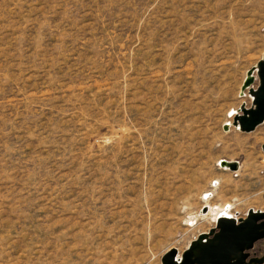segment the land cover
<instances>
[{
    "label": "rangeland",
    "instance_id": "rangeland-1",
    "mask_svg": "<svg viewBox=\"0 0 264 264\" xmlns=\"http://www.w3.org/2000/svg\"><path fill=\"white\" fill-rule=\"evenodd\" d=\"M263 52L264 0H0V264H161L264 210Z\"/></svg>",
    "mask_w": 264,
    "mask_h": 264
},
{
    "label": "water",
    "instance_id": "water-1",
    "mask_svg": "<svg viewBox=\"0 0 264 264\" xmlns=\"http://www.w3.org/2000/svg\"><path fill=\"white\" fill-rule=\"evenodd\" d=\"M258 85L250 89L252 106L240 107L239 113L233 116L232 124L241 131H251L264 120V52L257 62ZM253 78H246L244 84H249ZM264 152V144L262 145ZM229 164L233 170V163ZM208 238H207V235ZM264 238V210L250 211L244 218H219L216 227L207 233H200L176 259L177 250L171 248L161 257V264H262L264 255L249 257L253 244Z\"/></svg>",
    "mask_w": 264,
    "mask_h": 264
},
{
    "label": "bare ground",
    "instance_id": "bare-ground-1",
    "mask_svg": "<svg viewBox=\"0 0 264 264\" xmlns=\"http://www.w3.org/2000/svg\"><path fill=\"white\" fill-rule=\"evenodd\" d=\"M261 58H262V56H261ZM257 70V66L256 65H254V67L250 70V71H248L247 72V74H246V76H247V78H253V76H252V73L254 72V71H256ZM254 91V90H253ZM253 91L251 92V93H249V96L252 98V96H253ZM236 111H234V112H231L230 113V115L232 116L234 113H235ZM230 125V123H226V124H224V129L225 130H227V128H228V126ZM237 129H239V127H238V125H237ZM221 163V161H219V164ZM227 209H224V211H226ZM252 211H250V213H251ZM219 218H232V217H230V216H228V215H226V214H218L217 216H216V218H215V221H217ZM207 233V232H206ZM207 235V234H206ZM207 238H208V235H207ZM178 258H180V255L179 256H177L176 255V259H178Z\"/></svg>",
    "mask_w": 264,
    "mask_h": 264
},
{
    "label": "flooded vegetation",
    "instance_id": "flooded-vegetation-1",
    "mask_svg": "<svg viewBox=\"0 0 264 264\" xmlns=\"http://www.w3.org/2000/svg\"><path fill=\"white\" fill-rule=\"evenodd\" d=\"M253 257H256V256H253ZM253 257H252V258H253ZM250 258H251V257H250Z\"/></svg>",
    "mask_w": 264,
    "mask_h": 264
}]
</instances>
